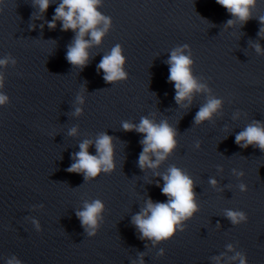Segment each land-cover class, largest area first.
<instances>
[{
  "label": "water",
  "instance_id": "water-1",
  "mask_svg": "<svg viewBox=\"0 0 264 264\" xmlns=\"http://www.w3.org/2000/svg\"><path fill=\"white\" fill-rule=\"evenodd\" d=\"M61 3L42 13L34 0H0V264H264V151L235 142L264 126V0L246 23L215 0H99L109 24L97 25L98 44L85 34L84 67L66 59L76 33L59 19L48 27ZM116 46L125 77L106 83L98 65ZM177 49L200 86L179 103L168 79ZM213 99L220 106L195 123ZM142 118L174 131L163 160L148 153L154 168L139 166L144 134L123 130ZM102 134L113 167L87 180L69 172L82 142L98 155ZM172 167L192 180L196 211L167 239L141 238L133 218L149 200L168 202ZM97 200L96 227L82 226L77 212Z\"/></svg>",
  "mask_w": 264,
  "mask_h": 264
},
{
  "label": "clouds",
  "instance_id": "clouds-1",
  "mask_svg": "<svg viewBox=\"0 0 264 264\" xmlns=\"http://www.w3.org/2000/svg\"><path fill=\"white\" fill-rule=\"evenodd\" d=\"M215 2L223 7L230 15L238 17L241 22H247L250 19L249 8L255 5V0H215ZM40 11L43 13L49 6V0H34ZM99 0H62V3L55 9L53 21L48 24L49 29L55 28L57 19L62 21V31L71 30L76 33L74 43L68 48L66 59L73 66L84 67L88 59L86 49L90 46L88 41L84 40L86 33H90L91 40L99 43L102 31L97 30V25L103 20L105 30L109 24L107 18L101 16L96 11V5ZM67 9V11L65 10ZM228 25L232 24L229 20ZM260 23L264 24V17L260 18ZM78 29V31H77ZM264 32V29L261 30ZM260 51L259 46L256 49ZM6 61H0L4 64ZM124 58L121 55L119 46L112 49L110 55L103 57L98 70H102L106 83H112L118 79H123L125 73L122 71ZM169 67V82L173 83L176 89L175 100L177 103L190 97V94L195 89L200 90L195 80L192 78L189 70L191 60L189 57L180 54V50L173 51L168 60ZM7 98L0 95V104H3ZM82 102V101H81ZM220 106L219 100H210L196 114L195 123L210 118L211 114ZM76 113H80V109H76ZM124 131L135 130L138 133L144 134V139L141 141L142 152L139 156V166L143 169L145 165L149 168L157 166L149 160L148 153L152 152L157 155V163L165 158L163 154L169 153L175 141L174 131L166 124L162 123L159 126L155 125L146 118H142L138 127L123 124ZM75 133V129L70 132V135ZM237 145L242 147L257 146L261 151H264V126L258 122L246 127V129L235 137ZM89 141H84L79 145L80 151L75 154V163L68 169L71 173H83L85 180L95 178L101 171V165L104 166V171L107 172L113 167L112 164V147L111 137L102 134L95 142L97 156L88 153ZM163 153V154H161ZM165 181L161 189L162 195L168 197L167 203L153 204L151 200L146 202V208L133 218L135 227L141 233V238H154L156 241H161L169 238L174 233V226L183 218L191 217L196 211V204L193 200V182L184 175L181 170L172 167L169 169V175L163 177ZM215 184V181H210ZM243 190V186H241ZM103 208L102 203L97 200L91 204H85L84 210L77 212V217L80 219L82 226L95 228L97 225V217ZM150 213V215H149ZM227 218L233 223H239L244 219L243 213L227 212ZM89 236L94 235V232H88ZM11 264V261L9 262ZM241 264H244L241 258Z\"/></svg>",
  "mask_w": 264,
  "mask_h": 264
}]
</instances>
